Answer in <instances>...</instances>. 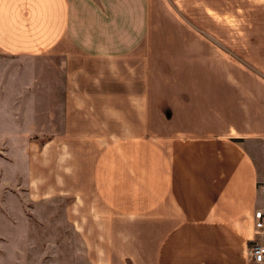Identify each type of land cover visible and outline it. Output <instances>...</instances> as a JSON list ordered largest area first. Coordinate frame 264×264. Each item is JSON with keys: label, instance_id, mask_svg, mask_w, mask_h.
<instances>
[{"label": "crops", "instance_id": "0c3cea01", "mask_svg": "<svg viewBox=\"0 0 264 264\" xmlns=\"http://www.w3.org/2000/svg\"><path fill=\"white\" fill-rule=\"evenodd\" d=\"M175 2L0 0V55L103 62L110 71L142 65L138 75L69 73L72 91L55 101L46 68L17 91L35 107L40 87L42 112L84 111V95L91 110L113 113L119 124L133 110L139 124H153V137L105 139L88 153L86 171L56 173L73 180L63 192L96 199L86 231L100 263L253 264L247 249L252 211L264 208V160L248 144L264 151V0H250L248 23L228 29L211 0H203L200 29L186 19L193 11L180 13ZM50 147H31L24 159L42 193ZM73 159L58 152L63 165Z\"/></svg>", "mask_w": 264, "mask_h": 264}, {"label": "rangeland", "instance_id": "374dc122", "mask_svg": "<svg viewBox=\"0 0 264 264\" xmlns=\"http://www.w3.org/2000/svg\"><path fill=\"white\" fill-rule=\"evenodd\" d=\"M175 3L180 13L193 11V18L186 19L200 29L203 0H176ZM210 5L226 14L225 21L220 22L225 29L248 23L244 11L249 10L250 0H211ZM229 36L232 34L227 33V39ZM76 62L71 64L57 56L49 57V61H33L0 55V264H104L92 256L87 232L90 229L89 216L99 211L92 208L96 199L88 192L78 195L63 192L70 189L68 186L73 180L57 177L56 173L60 168L73 169L74 166L86 171L88 153L108 137H153V124H139L140 113L132 108L133 112L125 115L129 117L127 121L119 124L111 119L115 114L91 110L89 97L84 95L81 96L84 111L69 112L66 106L51 105L49 111L42 112L40 87L34 92L39 96L38 100L33 99L35 107L29 105L30 99L24 96L25 92L20 93L22 96L17 92L24 84H35L33 75L41 73L44 68L51 75L53 84L50 88L56 95L54 101L57 94H64V88L66 94L72 91L69 73H90L98 68L101 72L110 71L103 62ZM107 67L113 70L110 72L138 75L142 65L135 61L134 64ZM65 98L68 105L66 95ZM60 109L62 111H58ZM48 141L51 161L44 179L49 190L42 193L41 182L36 187L33 185L40 176L31 178L26 175L24 159L31 147L35 152ZM65 148L75 159L63 165L58 160V152ZM248 148L264 160L262 146L248 144ZM83 180L81 177L79 183L82 184ZM79 219L80 223L86 224H80Z\"/></svg>", "mask_w": 264, "mask_h": 264}, {"label": "built area", "instance_id": "2783aa9c", "mask_svg": "<svg viewBox=\"0 0 264 264\" xmlns=\"http://www.w3.org/2000/svg\"><path fill=\"white\" fill-rule=\"evenodd\" d=\"M251 218L255 241L248 247L247 256L253 264H261L264 263V208L253 209Z\"/></svg>", "mask_w": 264, "mask_h": 264}]
</instances>
